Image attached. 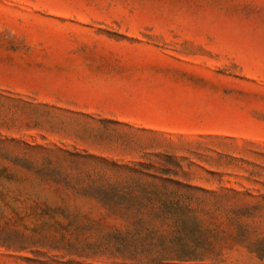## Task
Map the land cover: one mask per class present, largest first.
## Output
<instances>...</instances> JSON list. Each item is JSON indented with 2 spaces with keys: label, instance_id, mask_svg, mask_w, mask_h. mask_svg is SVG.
<instances>
[{
  "label": "rangeland",
  "instance_id": "1",
  "mask_svg": "<svg viewBox=\"0 0 264 264\" xmlns=\"http://www.w3.org/2000/svg\"><path fill=\"white\" fill-rule=\"evenodd\" d=\"M0 264H264V0H0Z\"/></svg>",
  "mask_w": 264,
  "mask_h": 264
}]
</instances>
